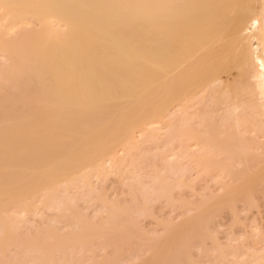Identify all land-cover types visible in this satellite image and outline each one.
Returning <instances> with one entry per match:
<instances>
[{
  "label": "bare ground",
  "instance_id": "bare-ground-1",
  "mask_svg": "<svg viewBox=\"0 0 264 264\" xmlns=\"http://www.w3.org/2000/svg\"><path fill=\"white\" fill-rule=\"evenodd\" d=\"M258 149L264 0H0V264H263Z\"/></svg>",
  "mask_w": 264,
  "mask_h": 264
},
{
  "label": "rangeland",
  "instance_id": "rangeland-1",
  "mask_svg": "<svg viewBox=\"0 0 264 264\" xmlns=\"http://www.w3.org/2000/svg\"><path fill=\"white\" fill-rule=\"evenodd\" d=\"M256 152L257 154L255 155V158L252 159V161L249 163V167L253 170H256L264 165V160L262 159L263 156L260 155L263 154L262 150L258 149ZM234 167L237 169V171L242 172L246 167V163L235 160ZM194 177L196 176L194 175ZM104 185L107 192L110 194H116L121 190L120 184L113 176L108 177ZM196 190L198 192L207 193L220 191L218 187L215 186L210 180L199 181L196 184ZM254 190V205H249L244 201H239L236 203L232 212L235 215H231V212H229L228 210H224L222 211L221 217H215L214 221L209 225L211 230L213 229L217 232L218 241L220 244L224 245L230 239V245L236 247V249L239 250L242 248L245 238L259 237V244L257 243V245L255 246L251 245L253 246V250L258 251L261 249V247L264 246V174H261L257 178V186L254 188ZM184 196L193 200L195 194L192 195L188 192H184ZM156 211L157 213L161 214L164 212L161 207H158ZM146 224L147 227L151 226L150 224L148 225V223ZM200 240L201 239H198L197 243L195 242L196 240L194 241L195 247L198 246L199 248H202L200 247L201 243V245H203L207 249H211L212 242L210 241V239H204V241ZM198 247L197 251L195 248V255H198L197 257L201 258L202 253L198 251ZM183 257H186V255H183ZM203 257L204 258L201 259L204 260L205 256Z\"/></svg>",
  "mask_w": 264,
  "mask_h": 264
}]
</instances>
